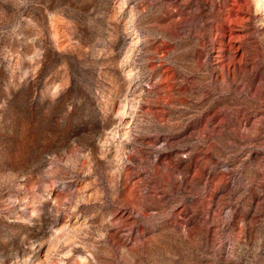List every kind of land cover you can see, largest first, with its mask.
Segmentation results:
<instances>
[{"label": "rangeland", "instance_id": "374dc122", "mask_svg": "<svg viewBox=\"0 0 264 264\" xmlns=\"http://www.w3.org/2000/svg\"><path fill=\"white\" fill-rule=\"evenodd\" d=\"M0 264H264V3L0 0Z\"/></svg>", "mask_w": 264, "mask_h": 264}, {"label": "bare ground", "instance_id": "6f19581e", "mask_svg": "<svg viewBox=\"0 0 264 264\" xmlns=\"http://www.w3.org/2000/svg\"><path fill=\"white\" fill-rule=\"evenodd\" d=\"M258 3H261L263 4L264 3V0H257ZM130 47L131 49L136 45V42H137V38H136V34H134V32H130ZM131 51V50H130ZM132 71L130 69H127V73H126V76H129L131 75Z\"/></svg>", "mask_w": 264, "mask_h": 264}]
</instances>
